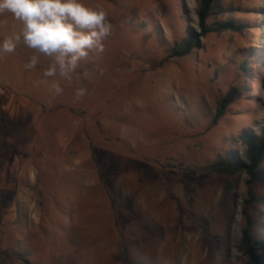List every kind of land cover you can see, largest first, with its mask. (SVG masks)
<instances>
[{
	"label": "rangeland",
	"instance_id": "374dc122",
	"mask_svg": "<svg viewBox=\"0 0 264 264\" xmlns=\"http://www.w3.org/2000/svg\"><path fill=\"white\" fill-rule=\"evenodd\" d=\"M83 2L108 13L104 51L81 60L71 82L57 76L48 86L60 84L64 96L55 107L76 106L96 145L106 138L118 149H102L92 161L109 184L105 207L97 208L90 231L78 232L72 209L57 200L55 178L38 174L32 184L30 156L16 154L7 141L0 152V264H244L239 245L248 177L231 178L235 190L227 191L229 177L208 166L243 150L240 137L259 133L264 122V0H220L224 10L208 25L229 21L243 31L209 33L192 54L173 59H167L169 50L198 30L199 0ZM33 54L22 46L0 57V75H9L8 59L24 66ZM40 60L44 72L50 61ZM247 60L252 71L246 73ZM29 80L24 83L31 86ZM234 87L243 88L241 98L211 126L218 102ZM77 89L85 90L78 99ZM64 120L70 126L67 112ZM120 170L135 171L125 178L137 184L116 189ZM253 191L259 202L246 213L255 223L253 237L261 240L264 183ZM62 212L68 218L63 224Z\"/></svg>",
	"mask_w": 264,
	"mask_h": 264
},
{
	"label": "crops",
	"instance_id": "0c3cea01",
	"mask_svg": "<svg viewBox=\"0 0 264 264\" xmlns=\"http://www.w3.org/2000/svg\"><path fill=\"white\" fill-rule=\"evenodd\" d=\"M19 29L20 23L11 14L0 15V39ZM22 46L21 43L17 47ZM11 63V59H8L9 75H0V86L8 87L9 91L5 94V91L0 90V152L7 141L16 154L26 152L32 160L29 167L32 184H36L38 174L54 177L52 185L57 186L58 202L62 203L64 209H72L71 220L78 232L90 231L91 224L97 222V208L105 207L102 203L108 197L106 188L109 187L107 179L101 176L102 171L92 161L99 159L98 152L102 149H108L109 152H118V149L106 138L95 144L93 135L82 127L80 111L76 106L61 102L55 107L54 100L64 96V93L57 95L54 89L49 88L42 65L28 70L18 60ZM78 77L80 79L81 74ZM29 79L33 81L31 86H28L29 82L27 85L24 83ZM3 97L8 99L6 104L2 102ZM65 112L70 116V126L64 122ZM121 133L124 137L125 134ZM115 139L116 143L120 140L117 137ZM50 164L53 165L51 168ZM136 174L135 171L125 174L122 170L117 171L119 177L113 185L118 190H122L124 185H135L136 178L126 179L125 175ZM81 213L88 215L82 218ZM61 214L60 223L63 224L68 218L65 212Z\"/></svg>",
	"mask_w": 264,
	"mask_h": 264
},
{
	"label": "clouds",
	"instance_id": "9594fccd",
	"mask_svg": "<svg viewBox=\"0 0 264 264\" xmlns=\"http://www.w3.org/2000/svg\"><path fill=\"white\" fill-rule=\"evenodd\" d=\"M5 13L20 23V29L0 39V57L14 53L22 43L34 53L26 69H35L41 56L49 59L45 78L59 76L71 82L80 61L91 51L103 52V41L111 33L107 11L83 0H0V15ZM52 87L62 94L58 82ZM84 94V89L75 93L77 99Z\"/></svg>",
	"mask_w": 264,
	"mask_h": 264
},
{
	"label": "trees",
	"instance_id": "16d2710c",
	"mask_svg": "<svg viewBox=\"0 0 264 264\" xmlns=\"http://www.w3.org/2000/svg\"><path fill=\"white\" fill-rule=\"evenodd\" d=\"M217 9V10H216ZM224 10L220 5V0H199L197 16L199 19L198 30L191 29L180 42L176 43L168 52L167 59L183 58L189 56L194 50L200 47V40L205 38L209 33H222L225 31L241 32L243 25H237L234 22L216 23L215 26L208 25V19L217 11ZM165 61H162V64ZM243 70H251L248 60L245 61ZM252 71V70H251ZM264 90V86L261 91ZM243 88L234 87L218 102L211 126H216L219 121L226 115L228 108L238 98H241ZM240 145L243 150L230 151L220 156L216 161L209 164L208 170L214 173L227 175L229 180L226 184L227 191H234L235 185L231 178L244 174L248 177L247 191L244 201V213L246 226L242 231V237L239 250L242 253L244 264H263L264 256V239L258 240L253 237L255 228L254 221L247 215L248 207L254 206L259 202V197L253 191L256 183H264V122L262 123L259 133L243 134L240 137ZM25 264H31L25 259Z\"/></svg>",
	"mask_w": 264,
	"mask_h": 264
}]
</instances>
